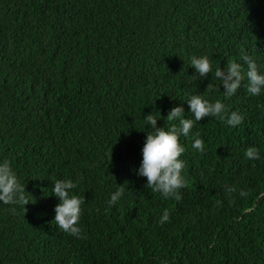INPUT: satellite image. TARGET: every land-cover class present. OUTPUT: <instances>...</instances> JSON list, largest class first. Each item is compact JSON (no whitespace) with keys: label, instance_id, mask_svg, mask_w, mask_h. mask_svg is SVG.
I'll return each instance as SVG.
<instances>
[{"label":"trees","instance_id":"16d2710c","mask_svg":"<svg viewBox=\"0 0 264 264\" xmlns=\"http://www.w3.org/2000/svg\"><path fill=\"white\" fill-rule=\"evenodd\" d=\"M193 55L213 71L194 77ZM244 55L264 68V0H0V160L25 187L0 202V264H264V94L245 79L225 97L214 76ZM193 94L242 121L194 122L180 199L164 198L135 172L143 118L178 126L164 118H192ZM56 179L82 200L77 236L53 221Z\"/></svg>","mask_w":264,"mask_h":264},{"label":"clouds","instance_id":"9594fccd","mask_svg":"<svg viewBox=\"0 0 264 264\" xmlns=\"http://www.w3.org/2000/svg\"><path fill=\"white\" fill-rule=\"evenodd\" d=\"M247 65L246 71L240 62L229 61L223 68L217 67L214 76L223 88V95L231 97L246 79L247 92L252 96L264 94V68H258L255 60L247 55L241 57ZM190 66L194 68V77H206L213 71L209 58L206 55H193L190 58ZM188 105V112L192 118L184 116L183 103L172 107L164 119L178 121L167 129L157 127V121L161 118L152 113L143 119L145 126L151 131L147 135L141 148L142 159L135 169L136 175L146 178L145 187L152 192H159L164 198L180 199L179 190L185 186V177L182 174L184 161L180 158L185 152V147L179 142V137H188L194 122L201 121L205 117H215L224 121L227 125L235 127L242 121V116L236 111L227 113L224 103L217 99L210 101L199 94H193L184 101ZM192 148L196 151H204L203 141L196 136ZM244 155L249 159H258L259 150L256 147H248ZM75 184L71 179L53 180L51 194L58 199L54 208L56 226L66 233L77 236L80 233L79 219L81 215L82 200L72 193ZM25 187H23L12 169L8 160H0V202L20 203L24 201ZM121 195L119 187L111 194L110 203L117 201ZM244 196L243 191L240 192ZM169 219L168 209L162 210L159 223L163 224Z\"/></svg>","mask_w":264,"mask_h":264}]
</instances>
